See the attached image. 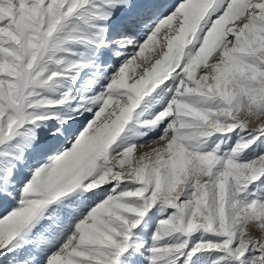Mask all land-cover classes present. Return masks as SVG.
Here are the masks:
<instances>
[{"label":"snow or ice","instance_id":"obj_1","mask_svg":"<svg viewBox=\"0 0 264 264\" xmlns=\"http://www.w3.org/2000/svg\"><path fill=\"white\" fill-rule=\"evenodd\" d=\"M0 210V264H264V0H0Z\"/></svg>","mask_w":264,"mask_h":264},{"label":"rangeland","instance_id":"obj_2","mask_svg":"<svg viewBox=\"0 0 264 264\" xmlns=\"http://www.w3.org/2000/svg\"><path fill=\"white\" fill-rule=\"evenodd\" d=\"M172 2H175V0H172ZM163 35H164V32L162 30V33L160 34V36L158 37L159 39H163ZM166 50V46L164 49H161L160 47H157L156 48V51L155 52H148L146 53V56H148L149 58H152L153 60L156 59V58H159V55L162 53V51ZM139 62V61H138ZM142 71L141 68H138L137 69V74H139L140 72ZM258 123V122H257ZM253 125H250V127H252ZM160 145L158 143H154L150 146H145L144 148L142 149H139L138 150V154L139 153H145V152H151L153 149L155 148H158ZM0 212H2V210H0ZM258 235V234H257ZM54 250V249H53Z\"/></svg>","mask_w":264,"mask_h":264}]
</instances>
